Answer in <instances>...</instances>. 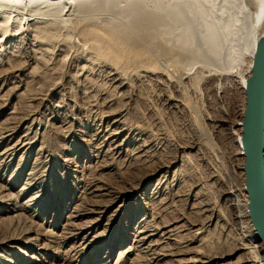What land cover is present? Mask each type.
Returning <instances> with one entry per match:
<instances>
[{"label": "rangeland", "instance_id": "obj_1", "mask_svg": "<svg viewBox=\"0 0 264 264\" xmlns=\"http://www.w3.org/2000/svg\"><path fill=\"white\" fill-rule=\"evenodd\" d=\"M175 27L167 57L0 31V264H254L244 87L201 64L177 78Z\"/></svg>", "mask_w": 264, "mask_h": 264}, {"label": "bare ground", "instance_id": "obj_2", "mask_svg": "<svg viewBox=\"0 0 264 264\" xmlns=\"http://www.w3.org/2000/svg\"><path fill=\"white\" fill-rule=\"evenodd\" d=\"M0 22V31L10 36L33 29L73 34L81 28L134 57L143 47L167 57L158 32L178 26L189 43L170 50L177 78H194V66L201 64L209 72L233 75L244 87L256 40L264 32V0H0ZM246 202L245 195L241 219ZM247 237L251 242L253 235ZM253 246L260 253L254 264H264L260 244Z\"/></svg>", "mask_w": 264, "mask_h": 264}, {"label": "water", "instance_id": "obj_3", "mask_svg": "<svg viewBox=\"0 0 264 264\" xmlns=\"http://www.w3.org/2000/svg\"><path fill=\"white\" fill-rule=\"evenodd\" d=\"M240 128L246 215L264 255V32L256 40L245 80Z\"/></svg>", "mask_w": 264, "mask_h": 264}]
</instances>
